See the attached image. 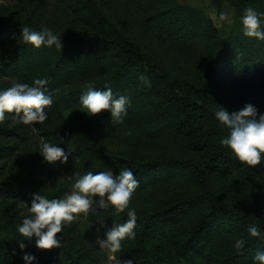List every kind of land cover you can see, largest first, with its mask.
Returning a JSON list of instances; mask_svg holds the SVG:
<instances>
[{
	"label": "trees",
	"instance_id": "16d2710c",
	"mask_svg": "<svg viewBox=\"0 0 264 264\" xmlns=\"http://www.w3.org/2000/svg\"><path fill=\"white\" fill-rule=\"evenodd\" d=\"M5 1L0 0V87L13 81L28 82L42 73L53 103L47 106V119L35 122V128L44 140L61 143L69 154L67 161L47 163L39 147L28 146L25 161L16 157L8 164L5 158L18 148L11 139L28 138L30 126L13 115L0 121V230L6 233L0 237L1 263L25 264L19 247L24 240L23 251L37 258L31 264H107L94 245L76 246L64 237L61 246L38 248L35 236H23L17 225L28 215L22 213V205L27 201L30 206L31 192L39 190L52 198L69 190L64 180L44 184L43 178L57 167L70 170L74 180L76 173L118 172L130 167L139 181L134 191L179 179L186 185L173 200L152 208H137L130 197L128 207L137 213L135 236L122 241L118 258H133L134 264H191L194 258H200L201 264H258L252 257L264 250V238L248 228L255 224L264 232V206L258 205L263 200L240 210L232 199L264 171V161L249 166L221 145L228 128L214 111L218 104L231 111L251 102L264 112V40L244 35L240 21L247 6L264 11V0H210L217 9L226 2L235 8L238 23L226 41L202 9L179 0H54L79 28L57 32L63 40L61 49L43 44L36 48L21 37L7 47L9 33L20 36L24 24L41 27L34 12L47 0H19L22 7L29 4L24 21L16 17L13 1ZM113 1L135 9L145 28L159 34L198 68L173 72L104 11L102 6ZM72 79L78 84L59 89L60 82ZM86 82L99 88L109 86L114 94L130 97L123 120L111 121L109 109H102L97 117L81 109L79 96ZM230 104L234 106L228 108ZM64 108L72 109L68 119L61 115ZM114 139L132 142L134 151H113L109 143ZM141 147L156 154L147 157ZM126 213L127 209L114 213L109 206L91 211V218L104 234L113 222L123 223ZM219 216L223 219L216 223ZM168 224L176 227L168 234L169 246L148 248L132 243ZM15 253L18 259L12 261Z\"/></svg>",
	"mask_w": 264,
	"mask_h": 264
},
{
	"label": "clouds",
	"instance_id": "9594fccd",
	"mask_svg": "<svg viewBox=\"0 0 264 264\" xmlns=\"http://www.w3.org/2000/svg\"><path fill=\"white\" fill-rule=\"evenodd\" d=\"M222 19L228 18V13L221 12ZM242 31L246 36H254L264 40V11L247 6L240 16ZM230 22V21H229ZM20 37L33 47L55 46L63 47L62 37L47 25L39 29H33L24 24L21 28ZM47 80L36 77L29 82L13 81L10 86L0 87V121L8 115L18 116L19 120L30 127H36L33 122H44L48 117L47 106L53 103L51 94L46 89ZM81 109L87 114L99 113L102 109H109L111 121H121L127 111L130 97L126 94H114L109 86L95 87L92 82H86V88L79 96ZM215 117L220 123L228 128V133L220 138V144L226 145L241 162L253 166L264 161V112L258 110L251 102H246L236 110H229L218 104L214 111ZM60 140L64 135L59 134ZM39 152L43 161L61 162L67 161L69 151L65 150L61 143H53L42 140ZM76 179L72 190L62 197L49 198L39 190L33 191L31 203L23 201L28 206L31 214L21 218L17 225L19 233L27 238L35 236V244L38 248H51L61 246L63 242L62 228L75 218V214L88 215L89 210L96 213L99 209L112 207L114 213H120L127 209V219L123 223L113 222L107 228L104 237H96V242L101 249L106 250L107 264H134L133 258H117V252L122 247V241L134 238V226L137 221L135 208L128 207L130 197L139 183L134 171L130 167L113 170L87 171L76 173ZM99 206V209L97 208ZM96 219H100L97 216ZM249 232L254 236L264 238L262 232L255 224H250ZM60 233V236H57ZM239 243V242H237ZM22 250L21 255L25 264H31L37 258L26 248L24 240L19 241ZM254 262L264 264V250H257L252 257Z\"/></svg>",
	"mask_w": 264,
	"mask_h": 264
},
{
	"label": "rangeland",
	"instance_id": "374dc122",
	"mask_svg": "<svg viewBox=\"0 0 264 264\" xmlns=\"http://www.w3.org/2000/svg\"><path fill=\"white\" fill-rule=\"evenodd\" d=\"M2 1L6 2L5 0ZM11 1H13L11 5L15 6V15L18 20H26L29 14V4L27 3L22 7V5L18 3L19 0ZM179 1L183 3H189L196 8L202 9L209 17H211L219 31L220 39L222 41H226V39L229 37L230 33L233 31V29H235L238 23V16L235 12V8L229 2H226L221 9H217L210 0ZM102 8L112 19L116 21L118 26L126 30L132 37L139 39L158 60L168 66L173 72L189 73V71H194L198 68L196 62L188 60L180 55L175 50V48H173V46L169 42L165 41L159 34L145 28V26L140 23L135 9L127 8L125 4L116 3L114 1L111 2L110 5H103ZM221 12L228 13V18L222 19L219 15ZM72 17L73 16L69 14L67 10L62 8L54 0H47L34 12V20L39 26L47 25L55 32H64L71 26L75 30H78V26L72 22ZM19 38V34L15 32L9 33L6 46H13L19 40ZM40 76H43L42 73H40ZM36 77H39V75L37 74L34 78ZM34 78H31L28 82L31 83ZM77 84L78 80L75 79L62 81L59 84V89L75 86ZM233 103L234 102H232V104ZM233 106L234 105H232V107ZM227 107L232 108L231 104ZM237 108L238 107H235L234 110H236ZM61 115H63L66 119L70 118L72 115V109L64 108ZM87 115L90 117H97L99 113ZM42 140H44V137L35 127H30V129L28 130V138L24 140L17 138L11 139V142L17 144L18 148L11 156L5 158L8 164H11L13 162V159L16 157L25 161L28 146L37 148L40 146ZM109 148L118 153H132L135 149V146H133V143L130 141L126 143L119 141L118 139H114L109 143ZM141 148L143 155L147 157H151L156 154V152L152 151V149L143 147ZM24 163L26 164V162ZM113 172L116 173V171L114 170ZM258 174L259 175L257 177H254L252 179L251 183L246 182L243 185L241 193L239 195L233 197L232 203L236 208L240 210H247V207L249 208V204H254L257 199H262L263 201L258 205L264 206V171H261V174L260 172ZM43 179L44 184H49L52 181H67L69 184V190L67 192H70L72 190V185L74 183L72 172L61 167H57L54 173H52L50 176L48 175L44 177ZM185 185L186 181H184L183 179H179L177 182L169 183L166 185H158L154 187H147L146 189L141 191H133L131 202L134 203L137 208H152L160 204H165L166 202L173 200L180 192H182L185 188ZM22 206V213H28V215L31 214L26 205ZM199 211L202 212L203 209H199ZM222 219V216H219L218 218H216V223L220 222ZM173 229H176V227L172 224L161 226L154 229L153 231H150L149 233L140 235L136 238V240L132 241V243L140 244L148 248L157 246L167 247L169 246L168 234ZM62 233L65 239H67L69 242L74 243L76 246H80L82 245V243H85V245L88 246L94 245V251L97 252L98 255H103L105 257L107 256L106 250L101 249L96 242V237L100 236L101 238H103L104 234L102 233L98 223L92 220L91 209L89 210L87 216H85L83 213L76 215V218L72 222L64 225V227L62 228ZM5 235V231L0 230V237H3ZM60 235V233H57V236ZM17 259L18 254L15 253L12 261H16ZM192 261L194 263L191 264H201L200 258H194V260ZM0 264L3 263H1L0 261Z\"/></svg>",
	"mask_w": 264,
	"mask_h": 264
}]
</instances>
